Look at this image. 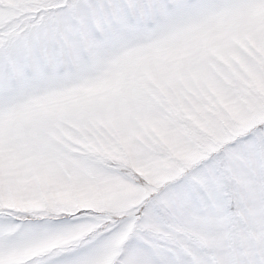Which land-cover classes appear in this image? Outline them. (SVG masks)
Instances as JSON below:
<instances>
[{
	"label": "snow or ice",
	"instance_id": "6c2138e0",
	"mask_svg": "<svg viewBox=\"0 0 264 264\" xmlns=\"http://www.w3.org/2000/svg\"><path fill=\"white\" fill-rule=\"evenodd\" d=\"M0 264H264V0H0Z\"/></svg>",
	"mask_w": 264,
	"mask_h": 264
}]
</instances>
